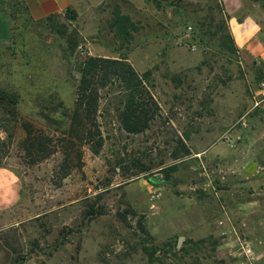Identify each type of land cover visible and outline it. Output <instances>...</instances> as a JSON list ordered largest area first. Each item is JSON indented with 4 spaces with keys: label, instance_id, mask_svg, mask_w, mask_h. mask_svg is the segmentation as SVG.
<instances>
[{
    "label": "rangeland",
    "instance_id": "1",
    "mask_svg": "<svg viewBox=\"0 0 264 264\" xmlns=\"http://www.w3.org/2000/svg\"><path fill=\"white\" fill-rule=\"evenodd\" d=\"M10 5L0 89L18 102L0 101V166L21 190L0 215V264H264L256 222L241 238L226 217L264 121V0H76L42 23ZM87 56L123 59L141 92L94 80L88 111ZM30 131L42 151L22 146Z\"/></svg>",
    "mask_w": 264,
    "mask_h": 264
},
{
    "label": "crops",
    "instance_id": "2",
    "mask_svg": "<svg viewBox=\"0 0 264 264\" xmlns=\"http://www.w3.org/2000/svg\"><path fill=\"white\" fill-rule=\"evenodd\" d=\"M76 0H11L10 8L13 14L20 12L25 15L28 22L42 23L50 15H61L66 9L74 5ZM263 57V56H262ZM245 151L242 152L239 158L244 162V165L253 164L254 169L248 172L240 181H235L236 196L233 204L228 208L232 210L235 206V211L232 214L226 213L229 220L230 235L241 238H253L248 234L244 224L251 219L256 222L253 229L254 237L264 236V150L253 147V144H264V121L261 124L260 134L253 137H246L244 140ZM242 168H236V171ZM256 169V170H255ZM257 172V173H256ZM21 186L19 180L8 168L0 166V215H4L8 210L12 209L20 199ZM235 214V215H234ZM245 235V236H243ZM257 237V239H260Z\"/></svg>",
    "mask_w": 264,
    "mask_h": 264
},
{
    "label": "trees",
    "instance_id": "3",
    "mask_svg": "<svg viewBox=\"0 0 264 264\" xmlns=\"http://www.w3.org/2000/svg\"><path fill=\"white\" fill-rule=\"evenodd\" d=\"M65 12L66 14L71 13L74 15V12L72 11V9H70V7H68ZM55 16L56 15H50L47 20L52 21ZM8 34V27L6 25H0V36L6 37ZM231 42L232 44L234 43L233 39H231ZM121 60L104 57H86V60L84 61L83 65L79 70V72L81 73V84L79 90L80 94L82 95V97L80 98L81 103L79 104L85 103V107L88 111H90V108H92L96 102V95L93 92V89L91 88V85H94V80L101 81L100 84L102 85L104 84V80L110 78L113 75L121 76V78L130 82L131 88L134 91L136 90L138 92H141L142 86L137 74L124 61ZM86 92H89L88 96ZM0 101H2V107L4 108L5 113H8L9 110L13 109L17 105L18 95L14 91L7 92L4 89H0ZM131 104H138L134 100L133 94L131 96H128L127 100L128 107H130ZM77 119L78 118L75 115L73 123H75ZM130 120L133 121V118ZM22 144V146L25 145L24 147L28 150L27 153H30L32 150H36L37 152L43 150V140L39 139L36 135L32 134L31 131L27 133L25 142L23 141ZM148 181H150V178Z\"/></svg>",
    "mask_w": 264,
    "mask_h": 264
},
{
    "label": "water",
    "instance_id": "4",
    "mask_svg": "<svg viewBox=\"0 0 264 264\" xmlns=\"http://www.w3.org/2000/svg\"><path fill=\"white\" fill-rule=\"evenodd\" d=\"M150 181H152L153 183H158L159 182V180H158V178L156 176L151 177L150 178ZM182 239H183L182 236H178L177 243H176V246L177 247H180V245L182 243Z\"/></svg>",
    "mask_w": 264,
    "mask_h": 264
},
{
    "label": "built area",
    "instance_id": "5",
    "mask_svg": "<svg viewBox=\"0 0 264 264\" xmlns=\"http://www.w3.org/2000/svg\"><path fill=\"white\" fill-rule=\"evenodd\" d=\"M261 85L264 86V82H262ZM243 254L248 258L252 256L253 253H252L251 248H248V246L246 245V246H243Z\"/></svg>",
    "mask_w": 264,
    "mask_h": 264
}]
</instances>
